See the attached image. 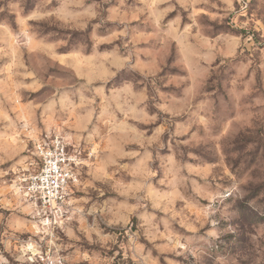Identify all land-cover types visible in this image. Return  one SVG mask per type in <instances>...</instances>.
Here are the masks:
<instances>
[{"label":"rangeland","instance_id":"obj_1","mask_svg":"<svg viewBox=\"0 0 264 264\" xmlns=\"http://www.w3.org/2000/svg\"><path fill=\"white\" fill-rule=\"evenodd\" d=\"M0 264H264V0H0Z\"/></svg>","mask_w":264,"mask_h":264},{"label":"built area","instance_id":"obj_2","mask_svg":"<svg viewBox=\"0 0 264 264\" xmlns=\"http://www.w3.org/2000/svg\"><path fill=\"white\" fill-rule=\"evenodd\" d=\"M31 154L35 170L19 178L20 194L45 220L60 217L68 210V189L78 180L77 158L60 137L48 135L32 141Z\"/></svg>","mask_w":264,"mask_h":264}]
</instances>
